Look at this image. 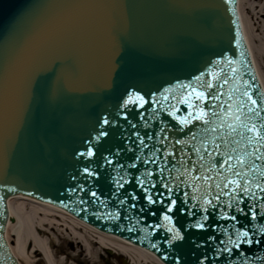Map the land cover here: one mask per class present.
I'll return each mask as SVG.
<instances>
[{
	"label": "water",
	"instance_id": "obj_1",
	"mask_svg": "<svg viewBox=\"0 0 264 264\" xmlns=\"http://www.w3.org/2000/svg\"><path fill=\"white\" fill-rule=\"evenodd\" d=\"M236 6L237 0H0V264H17L5 239L7 200L17 194L65 209L102 232L151 251L164 264H244L245 259L247 264H264V243L243 246L246 256L235 255L234 249L227 262V254L216 253L224 246L221 241L236 238L237 228L264 240L259 232L264 212L258 207L264 200L243 198L240 207L246 211L247 204L257 205V219L251 222L250 216L234 211L235 203L225 211L237 215V221L221 220L218 210L210 211L203 231L189 227L203 212L190 216L188 209L174 211L170 215L184 239L169 245L171 234L156 227L166 224L164 207L126 195H142L134 177L151 170L159 181V167L164 165L165 182L177 183L172 177L183 153L175 140L190 139V130L180 131L168 115L170 105L179 108L177 116L188 114L179 103L184 94L179 85L196 83V76L207 81L210 72L220 75L216 83H222L236 68L235 79L220 89L225 92L222 100L235 103L247 88L260 101L264 85L254 71ZM134 93L149 104L143 109L125 107ZM165 95L168 101L162 99ZM201 127L196 123L191 130L199 132ZM105 131L108 135H101ZM136 133L146 146L139 144ZM89 150L95 155L89 157ZM154 151L156 162L143 163ZM185 151L191 154V143ZM196 159L191 154V160ZM131 163L135 169L127 168ZM85 167L96 176L88 177ZM117 170L133 181L119 191ZM199 174L182 177L179 196L184 191L190 197L199 195L192 191V177ZM121 199L127 203L121 205ZM132 203L137 207L130 208ZM117 212L115 219L109 215Z\"/></svg>",
	"mask_w": 264,
	"mask_h": 264
},
{
	"label": "snow or ice",
	"instance_id": "obj_2",
	"mask_svg": "<svg viewBox=\"0 0 264 264\" xmlns=\"http://www.w3.org/2000/svg\"><path fill=\"white\" fill-rule=\"evenodd\" d=\"M221 63L223 62L217 61V64ZM228 63L231 65L233 61L229 60ZM237 71L238 69L232 68L231 74L224 78L222 83L218 84L216 82L221 80V76L216 72H210L208 75L211 79L207 81L202 76H196V83L179 85L184 91L179 103L187 107L188 114L184 117L177 116L176 112L179 111V108L170 105L173 110L169 111L168 115L178 122L180 131L190 130L189 133H186V135H190V139L175 140V145L181 146L180 152L183 153L179 158L180 167L175 168L177 175L172 177V180L177 181V183L173 184L171 180L165 182L164 173L167 165H164L159 167V181L152 178L154 173L151 170H146L141 176L134 177L135 185L139 186L142 195H137L135 192H126V195L133 201L144 199L147 205L159 204L164 207L162 219L166 224H159L156 227H163L166 232L171 234L169 245L173 241L184 239L180 229L175 227L173 215H170L174 211L183 212L188 209L187 215L190 216L196 215L197 212H203L205 215L200 216L196 223L189 225V227L201 231L206 230V222L210 219L208 215L210 211L215 213L218 210L221 220L237 221V215H229L225 211V208L233 209L234 203L237 205L234 211L243 214L245 217L250 216L249 222L257 219V205L247 204V211L245 207H240V205L245 204L244 197L252 201L264 200V195H261L264 194V182H262L264 181V116H261V112H264V93H261L258 102L246 88L240 94L242 98H237L235 103L223 101L222 97L225 96V92L220 89L228 85L230 80L235 79ZM236 91H239V89H236ZM162 99L168 101V96L165 95ZM228 100H233L231 93L228 94ZM151 103L156 104L157 101L153 100ZM148 104L149 101L144 96L134 93L125 102V107L138 105L143 109ZM204 105H207V107ZM153 112L156 113L157 109L153 108ZM140 118L143 119V116ZM256 120L260 122L257 123ZM103 123L108 125L110 121L105 118ZM196 123L202 126L199 132L191 130V125ZM132 127L135 128L136 125L133 124ZM225 132L226 134H219ZM101 135L107 136L108 132H102ZM136 135L139 138V144L146 146L144 139L139 137V133H136ZM236 137H240V139H236ZM149 139H151V136H149ZM241 141H246L242 149L239 148ZM190 143L191 154H194L197 158L195 161H192L191 154L185 151L186 146ZM197 143L199 146H197ZM233 145L237 147H233ZM210 147L211 151H209ZM221 149H224V151H221ZM156 151H159V149ZM81 155H84V153H81ZM87 155L92 157L95 153L89 150ZM168 155H175V153L170 152ZM168 155L165 156V160L168 159ZM155 156L156 152L154 151L152 158L143 161V163H155ZM184 157H188V159ZM257 161L261 163H257ZM108 163L111 164L112 161L109 160ZM217 165H219V168ZM124 167V165H120V168ZM127 168L135 169L136 164H128ZM181 168H183V172ZM83 171L88 177L96 176V173L88 167H85ZM168 171L171 173L172 169ZM193 172L200 173L192 177L194 181L192 191L193 193H199V195L190 197L189 192L184 191L182 196H179L178 193L185 184L182 177ZM117 177L114 178L117 191L125 189L126 184L133 183L132 180L127 178V172L121 174L117 170ZM158 183L160 188H157ZM213 191L215 192L214 195ZM91 196L97 197V193L92 191ZM225 197L227 199H224ZM190 199L196 201V203L190 204ZM178 200L180 201L179 209L177 208ZM125 203H127L126 200H120L121 205ZM197 204L199 207H197ZM129 207L136 208L137 205L132 203ZM258 207L261 212H264V203L259 204ZM193 209L195 211H192ZM144 210V208H140L141 212ZM152 214L156 215V212L153 211ZM109 215L115 219L119 216V213H109ZM207 227H210V225H207ZM253 232L255 233V230ZM259 232L264 233V228H260ZM235 234V239L228 236L226 242L221 241L224 246L216 248L218 256L227 254L224 255L225 262L233 257L234 249L236 250L235 255L243 254L246 256V253L243 252V246L251 247L264 243V240L255 238L254 234L250 235L248 230L242 231L237 228ZM244 264H247L246 259Z\"/></svg>",
	"mask_w": 264,
	"mask_h": 264
},
{
	"label": "bare ground",
	"instance_id": "obj_3",
	"mask_svg": "<svg viewBox=\"0 0 264 264\" xmlns=\"http://www.w3.org/2000/svg\"><path fill=\"white\" fill-rule=\"evenodd\" d=\"M238 11L246 45L264 85V0H239ZM7 208L5 239L18 264H97L105 252L124 263L163 264L151 251L100 232L49 203L16 195Z\"/></svg>",
	"mask_w": 264,
	"mask_h": 264
},
{
	"label": "rangeland",
	"instance_id": "obj_4",
	"mask_svg": "<svg viewBox=\"0 0 264 264\" xmlns=\"http://www.w3.org/2000/svg\"><path fill=\"white\" fill-rule=\"evenodd\" d=\"M39 260V258H36L35 261L37 262ZM124 260V258H123ZM126 261V259H125ZM129 261H127L126 263H128ZM106 263H110V264H124L121 261V258L119 256H116L114 253H104V259L97 261V264H106ZM125 263V264H126ZM83 264V263H81Z\"/></svg>",
	"mask_w": 264,
	"mask_h": 264
}]
</instances>
